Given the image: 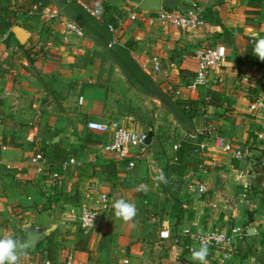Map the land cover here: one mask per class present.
I'll return each instance as SVG.
<instances>
[{
	"label": "crops",
	"instance_id": "0c3cea01",
	"mask_svg": "<svg viewBox=\"0 0 264 264\" xmlns=\"http://www.w3.org/2000/svg\"><path fill=\"white\" fill-rule=\"evenodd\" d=\"M47 1L48 12L56 10L59 17L54 21L47 18L32 22L29 18L32 10L26 6L27 0H0V218L7 209L4 203L11 201V208L20 204L12 201L25 195L23 188H28L32 197L44 188L48 196L52 195L51 199L58 201L57 204L53 201L44 212L45 219L52 221L49 228L54 226V236L51 233L35 250L28 247L27 255L21 256V262L67 264L69 259H73L74 264H125V261L128 264H200L192 259L188 249L195 247L194 229L200 225L227 234L235 229H242L244 233L236 236L230 247L208 248V264H264V198L259 188L246 190L243 187L254 182L253 177L247 174V168L224 155H204L208 158L207 163L216 160L218 166H224L225 173H230L223 175L228 180H222L225 190L218 192L219 199H205L203 195L207 188L198 185L199 195H196L197 199L193 197V202L175 201L169 206L170 213L165 216L168 220L162 222V228L156 226L152 230L157 235L154 237L160 234L164 240L142 238L146 236L134 226L136 216L125 222L114 215L112 205L116 199H125L134 204L136 210L140 204L139 199L128 197L129 191L135 190L136 186H124L125 190L120 188L122 196H119L118 185L114 184L117 180L107 175V170L115 169L119 177H125L133 169L128 171L127 162H120L116 155L103 153L100 145L108 143L109 136L90 132L86 123L105 118L109 122L117 120L126 124L118 120L122 117L112 96L97 98L98 80L94 65L80 63L81 55L88 53L91 45L86 38L88 31L92 36L111 35L116 45L130 50L132 58L144 66L148 74H158L163 69L159 81H165L166 88H175L179 94L186 95V101L201 104V90L222 95L221 101L225 103L208 105L205 109L208 117L204 121L209 124L206 119L211 118L215 109L219 113L224 107H237V113L244 116H233L236 118L235 136L226 138L238 144L252 143L257 122L250 117L249 105L256 99L250 96L252 84L248 80L249 75L254 74L258 79H263V75L252 70L254 45L251 39L264 35V0H163L162 10L176 13L185 11L193 1L196 2L203 10L206 22L198 32L162 26L157 22L156 13L139 9L144 0H76L81 5L100 10L99 16L94 18L103 25L102 31L96 27H88L84 31L78 20L77 23L68 19L66 13L64 15L61 7L65 8L70 3L68 0H57L59 7L54 0ZM11 16H16V25L32 34L25 45H20L12 33L14 26L10 30L6 28ZM133 16L136 18L132 19ZM68 22L78 24L83 35L70 32L65 26ZM105 24H113L117 32L108 33ZM204 47L223 50L228 56V66L211 72L207 86L192 91L189 87L198 70L196 55ZM153 57H158L161 62L158 73L151 71L150 60ZM120 68L117 67L116 73ZM196 121L193 120L194 123ZM205 122H201V129ZM224 122H220L219 127L229 125ZM6 137L13 139L18 148L4 145ZM55 144H58L57 148ZM31 147L34 148L32 153L29 151ZM59 150L62 154L68 153L63 161L75 158L78 165L70 166L61 173V179L55 181L50 174L62 162L54 159L56 153L53 155V152ZM41 151L46 152L52 168L44 165L47 171L44 175L39 174L31 163L32 156ZM94 152L98 157L102 156L104 162L93 158ZM69 153L73 156H68ZM96 165L101 166V169L97 167L100 173L93 170ZM186 186L192 189L191 185ZM200 186L206 190L203 194L199 193ZM18 189L22 192L15 191ZM102 194L109 196L110 211L101 217L89 234H84L79 228L80 213L84 207H98ZM228 202L234 203L229 205ZM240 206L247 207V215L243 219L238 218ZM40 210L29 206L22 212L23 216H36ZM230 219L234 221L228 226ZM28 226L40 228L29 222L16 234H3L4 230H0V238L11 236L21 239L24 228ZM252 227L253 234L249 235ZM84 236L88 243L82 247L79 241ZM24 241H27L26 236ZM149 241L151 243L147 244ZM150 252L151 255H147Z\"/></svg>",
	"mask_w": 264,
	"mask_h": 264
},
{
	"label": "rangeland",
	"instance_id": "374dc122",
	"mask_svg": "<svg viewBox=\"0 0 264 264\" xmlns=\"http://www.w3.org/2000/svg\"><path fill=\"white\" fill-rule=\"evenodd\" d=\"M54 1L56 3V7H59L60 4L58 1ZM34 2L33 0H27L28 5H26L32 8H29V10H32V14L29 16V18L32 19L31 21L34 22L35 20L42 21L47 19V12L33 10L32 6L35 4ZM68 2L70 3L67 4L66 2L67 5H65V8L61 7L62 11L64 15L66 13L68 19L77 22L76 20H78L80 17L81 9L85 12L87 11L84 9L83 5L77 3L76 0H68ZM61 8L59 10H61ZM84 18L87 17L84 16ZM104 27H106V31L108 32V27ZM84 31L86 30L84 29ZM87 34L88 37L86 38L91 42V45L89 49L87 48L89 50L88 53L81 55L80 63L94 65L96 70L94 73L98 80L95 89L97 98L106 99L109 96H112V100L116 101L115 103L118 105L119 116L122 117L118 118V120L122 121L129 128L154 132L155 134V139L153 140L154 145L150 146L147 151L148 153L146 152L147 156L142 157L141 164L137 165L130 174H127L125 177H119L117 171L113 169L107 170V175L110 177L112 176L114 180H117L114 184L118 185L117 189L119 196H122L120 195V188L125 190L126 188H124V186H136L135 190L129 191L128 197L130 199L132 197L139 199L140 206L137 207L138 210L136 212L135 218L136 223L134 226L136 229L138 228L142 231L140 234L146 236L142 238L148 240L159 238L164 240L163 237H160L162 236L160 234L159 237H154L157 235L153 234L152 230H154V227L156 226L162 228V222L164 220H168L165 218V216H168L170 213L169 206H172L175 201L182 202L185 200L188 202H193V197L197 199L196 195H199L197 191L198 185L206 186L207 192L203 195L205 196V199H219L217 195L218 192L225 190V188L221 185L222 180H228L224 178L223 175L225 174L228 176L230 173L228 171H226L228 174L224 172L223 165H217L216 167L212 166L210 162L207 163L208 158H205L203 154L199 155L195 153V151H192L194 146H197L203 142L204 138L207 136L203 133L207 125V121L205 122L204 120L207 117L201 114V109L199 108V113H196L197 121L196 123L193 122L191 113L187 112L183 106L185 105L183 101H186V95H182L183 93L178 94V90L175 88H166L164 85L165 81H159L158 77L160 74H163V69L158 74H148L145 71V67L141 66V64L136 61L140 67V70L147 75V78L144 79V77L141 76L140 72L135 67L132 68L133 73H131L129 70L131 68L124 67L123 63L121 62V55L118 52V48L114 51H111L116 47L121 49L123 48L119 45H116L117 43L114 42V39L111 40V35L106 36L103 33V36L101 37L92 36L93 34H91L89 31ZM111 42L114 43L110 45ZM124 49L125 48H123V50ZM125 50H127V52L130 54V50ZM239 61L244 63L241 60ZM172 62L173 60L170 62V64ZM251 63L252 70H257L263 75V79H258L254 74L252 76L249 75L248 81L252 84L249 93L251 94V98L255 100L261 96H264V61H261L253 54ZM117 67L120 68V71H117L119 73H116L115 71ZM205 94V90H201L200 98L202 100ZM236 108L237 107H224V109H222L219 113L217 109H215L214 112L212 111V116H210L211 118L206 120H209V124H212L217 134L224 138H232L235 136L236 123V118L233 116H235V114L240 115V117L244 116L243 113H237ZM123 117H127V119ZM246 120H249V118H246ZM98 121L102 123L109 122V120L105 118ZM224 121L229 123V125H223L222 127H219L220 122ZM201 122H205V125L202 129ZM225 122L224 124H227ZM251 128L252 131H254V128ZM175 146H177V150L175 149ZM181 146H183L185 153L183 159L180 157L179 162L183 161L188 166L187 171L182 177L176 176L170 169H168L170 168L171 164L176 162L175 159L173 160V158ZM29 151L32 153L34 148L31 147ZM65 154L66 153H60V150L53 152L54 159L57 160H64ZM70 155L73 156L71 153H69L68 156ZM218 156H215V158ZM95 157H97V159L99 158L98 160L100 162H104V158L100 155L98 157L96 152L93 154V158ZM86 164L89 163L86 162ZM97 167L101 169V166L97 165L92 168L96 172L100 173L101 171ZM161 172L164 174V181L157 179ZM187 184L192 186L191 190L186 186ZM138 187L147 188V192L145 193L144 191H137ZM15 188L16 187L13 189ZM200 188L199 193L201 192ZM20 190L21 189L15 191L22 192V190ZM23 192L25 195L12 201H15L14 204H16V202H20L16 208L21 209L18 210L16 208H11V201L7 204L4 203L7 209L2 214V218H0V230H4L3 234H16L29 222L38 225L40 229L44 230L48 229L52 223V221H48V218L45 219L44 212L51 207L53 201H55L56 204L58 201H56V199H51L52 195L48 196L44 188H42L39 194L34 197H32V194L28 188H23ZM201 194H203V192ZM191 196L192 199H188L191 198ZM10 200L12 199L10 198ZM71 201L72 203L74 202V200ZM228 203L229 205H233L234 202ZM29 206H36L41 210L38 212V214H35L36 216H23L22 209L29 208ZM239 212L238 218L241 217V219H243L244 215H247V207L242 208L240 206ZM155 219L156 221H154ZM233 221L234 220L230 219L227 225L230 226ZM52 235L54 236V233H52ZM20 238L24 240L25 234L23 233ZM178 238L180 239V237ZM158 242H160V240ZM150 243L151 242L149 241L147 244ZM147 248H151V246H147ZM147 255H151V252L147 253Z\"/></svg>",
	"mask_w": 264,
	"mask_h": 264
},
{
	"label": "built area",
	"instance_id": "2783aa9c",
	"mask_svg": "<svg viewBox=\"0 0 264 264\" xmlns=\"http://www.w3.org/2000/svg\"><path fill=\"white\" fill-rule=\"evenodd\" d=\"M83 5V4H82ZM84 9L93 17H98L100 10L96 8H90L87 5H83ZM33 10L47 12V18L49 20H56L59 17V13L56 10H49L44 6L42 0H38L33 5ZM156 19L159 24L165 27H176L189 32H198L201 30L206 22L203 16V10L198 6L196 2H192L185 11L181 12H156ZM136 17H132L135 19ZM66 28L76 34L77 36L83 35L82 28L73 22L65 24ZM110 33L115 34L117 32L116 26L110 24L108 26ZM264 38L263 36L253 37L251 43L254 45L256 39ZM196 58L198 60V70L194 78L193 83L189 87L192 91H197L201 87L207 86L209 82V75L216 70H222L228 66V56L223 50L215 47H204L197 52ZM152 64V71L155 73L160 72L161 62L158 57H153L150 60ZM169 89H173L170 87ZM179 94L180 92L177 91ZM206 101H210V97L206 98ZM207 106L202 105L201 110L205 117L208 114L205 112ZM250 117L253 118L256 125V131L254 132L255 138L252 143L238 144L236 141L226 139L217 134L212 124H209L204 129V141L197 145L195 153L201 155L214 156L224 155L238 165L245 166L247 168V174L253 177V183L248 182L244 184L246 190H251L253 187L260 189L262 197L264 198V97L257 98L249 105ZM255 126V125H254ZM86 128L93 133H99L109 136V142L100 145V149L105 154H113L118 157L120 162H127V170L131 171L136 167L142 156L146 154L149 149L147 144L148 133L144 131H137L126 127L117 120H112L108 123H102L100 121L90 120L86 123ZM50 144H46L48 146ZM177 150V146H175ZM31 163L35 166L36 171L39 174H47L44 169V165L48 164L46 152H38L31 158ZM212 166L217 165L215 160L210 162ZM78 165L75 158H71L68 161L60 162L56 170L52 171V180L58 181L61 179V173L67 170L70 166ZM201 193L205 191L203 187L200 188ZM110 200L107 194L100 196L98 207H84L79 216V228L84 234H89L99 223L101 217L110 211ZM189 233V231L187 232ZM242 235L241 230L235 229L231 234L225 232H218L210 230L204 226L196 225L194 229V246L188 248L190 252L193 249L199 248L201 241L205 240L208 244V248L230 247L233 245L235 237ZM128 264V261L124 262ZM20 264H37L34 262H20ZM44 264H52L50 261H45ZM67 264H74L73 259H69Z\"/></svg>",
	"mask_w": 264,
	"mask_h": 264
},
{
	"label": "trees",
	"instance_id": "16d2710c",
	"mask_svg": "<svg viewBox=\"0 0 264 264\" xmlns=\"http://www.w3.org/2000/svg\"><path fill=\"white\" fill-rule=\"evenodd\" d=\"M34 1L35 0H33V2ZM42 2H43L45 7H47L49 5L47 0H42ZM81 14L86 16L87 18H84V16H82ZM81 14H80V17L78 19V22H79L80 25H82L84 27L85 30L88 27L89 28L90 27H96V28H98V30L102 31L101 26L103 27V25L100 24L94 17L90 16V14H88L85 11H83L82 9H81ZM15 17L16 16H11L9 21L6 23V28L8 30H10L13 26L16 25V21L14 20ZM105 26H106V24H105ZM104 28L106 30V27H104ZM11 36H13V34H11ZM117 48H118L119 54L121 55V62L123 63L124 67L131 68V69H129L131 73H133L132 68L135 67L140 72L141 76L144 77V79H146L147 75L144 74L140 70V67H139L138 63L132 58V56L127 52V50H125V49L123 50V48L121 49L119 47H116V48H114L111 51H114ZM207 97H210V101L209 102L206 101ZM183 102L185 103V105H183V106L185 107L186 111L191 113L192 120H196L197 119L196 113H199V108H201V105H204V106H208V105L219 106V105H223L225 103L224 101H223L224 103H222L221 96L219 94L213 92V91L207 92L205 94V96L203 97L202 103L199 104V105L197 103H194L193 101H183ZM152 134H153V140H154L155 139V134H154V132H152ZM12 140L13 139H9V138L6 137L4 139V141H3V144L6 145V146H10L12 148H18V146H16V143L14 141H12ZM153 145H154V143L152 144V146ZM55 147L57 148L58 144H55ZM196 148H197V146H194L192 151L194 152L196 150ZM184 153L185 152L183 150V146H181L180 149L176 152V154H175V156L173 158V160L175 159L176 162L174 164H171L170 168H168L176 176H181L182 177L185 174V172L187 171V169H188L187 164H185L183 161L179 162L180 157H181V159H183ZM48 156L51 157L50 155H48ZM177 161H178V163H177ZM62 162H63V160H62ZM0 180H1V174H0ZM16 185H18V184H16ZM87 243H88V239L85 236L83 238H81V240L79 241V245L82 246V247H85L87 245ZM40 246H41V244L38 245L37 248H39Z\"/></svg>",
	"mask_w": 264,
	"mask_h": 264
},
{
	"label": "clouds",
	"instance_id": "9594fccd",
	"mask_svg": "<svg viewBox=\"0 0 264 264\" xmlns=\"http://www.w3.org/2000/svg\"><path fill=\"white\" fill-rule=\"evenodd\" d=\"M253 54L261 61H264V38L254 41ZM157 179L164 181L165 177L163 172L159 174ZM137 191H144L146 193L147 188L138 187ZM112 208L114 215L125 222L132 220L137 212L135 205L123 198L116 199L113 202ZM28 247L29 242L19 238H13L11 236L0 238V264H20L21 256L27 255ZM208 252V244L205 240H202L199 249L192 250L191 257L193 260L199 261L200 264H208Z\"/></svg>",
	"mask_w": 264,
	"mask_h": 264
},
{
	"label": "water",
	"instance_id": "95a60500",
	"mask_svg": "<svg viewBox=\"0 0 264 264\" xmlns=\"http://www.w3.org/2000/svg\"><path fill=\"white\" fill-rule=\"evenodd\" d=\"M163 8V0H144L140 5L139 9L145 12H161ZM12 33L16 37L20 45H25L28 40L31 38V32L25 30L23 27L16 25L12 28ZM153 134L152 132L148 133L147 144L150 146L152 144ZM54 226L46 230L36 228L34 226H28L24 228V233L29 242V247L32 250H35L38 245H40L51 233L54 231ZM254 228L252 227L249 230V235H252Z\"/></svg>",
	"mask_w": 264,
	"mask_h": 264
}]
</instances>
